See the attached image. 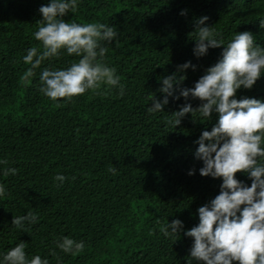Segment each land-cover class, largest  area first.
<instances>
[{
	"label": "trees",
	"instance_id": "trees-1",
	"mask_svg": "<svg viewBox=\"0 0 264 264\" xmlns=\"http://www.w3.org/2000/svg\"><path fill=\"white\" fill-rule=\"evenodd\" d=\"M49 3L0 0V161H7L0 163L6 189L0 196V264L20 242L29 259L39 255L49 264H188L194 241L184 233L199 224L198 208L214 199L223 183L201 176L203 161L195 157L196 141L212 130L219 114L208 120L196 113L194 120L189 113L174 128L166 118L201 101L169 97L164 111L150 114V97L163 100L162 78L174 73L185 77L180 88H193L237 33L250 31L264 47V0H77L66 22L104 23L118 33L112 43L103 42L104 62L116 69L124 95L118 86L102 85L101 94L88 90L58 101L40 92V73L78 60L66 49L35 69L30 83L20 79L31 67L23 61L27 50H42L34 33L43 19L39 9ZM204 16L205 26L213 27L225 46L198 58L190 33ZM189 61L195 70H178ZM245 96L264 102V73L235 98ZM6 168L18 171L5 176ZM57 175L66 180L61 184ZM236 178L251 186L247 173ZM29 211L37 222L16 228L14 215ZM176 219L183 230L165 237L160 226ZM64 236L83 241L84 250L63 252L57 241Z\"/></svg>",
	"mask_w": 264,
	"mask_h": 264
},
{
	"label": "clouds",
	"instance_id": "clouds-1",
	"mask_svg": "<svg viewBox=\"0 0 264 264\" xmlns=\"http://www.w3.org/2000/svg\"><path fill=\"white\" fill-rule=\"evenodd\" d=\"M76 8L77 0H50L48 5L40 7L43 19L38 21L34 38L42 43V50L36 46L27 50L23 61L31 67L21 76V82L30 83V78L36 75L35 69L45 60L59 57L61 50L66 49L69 56L75 55L78 60L66 69L45 67L40 73L39 90L43 95L53 101L70 100L88 90L101 94L98 90L107 85L109 88L118 86L123 96L124 85L116 69L104 62L108 48L103 42L112 43L118 36L117 31L104 23L66 22L64 17ZM208 19L207 16L199 18L196 30L190 33L195 36L193 51L198 58L207 55L210 48L225 46L223 39L216 38L215 29L205 26ZM190 67L195 70L196 66L189 61L178 66V70L182 72ZM262 73L264 47L254 43L250 31H244L235 34L226 44L221 59L206 70L193 88H180L185 77L174 73L162 78L159 91L164 94L163 100L150 97V114L164 111L169 97L179 100L182 96L186 101L191 97L201 101L197 108L186 103L166 118V124L174 128L189 113L194 120L196 113L208 120L213 113L219 114L212 130L203 131L196 141L199 147L195 157L203 161L199 170L201 176L222 178L223 183L220 193L198 208L199 224L184 233L194 241L188 264L193 261L198 264H264V102L246 96L235 98L241 87L252 89ZM0 163L7 164V161ZM17 171L6 168L3 174L15 175ZM109 171L115 174L116 169L110 167ZM238 172L249 175L250 187L236 178ZM188 174L194 175L195 169ZM54 179L62 184L66 177L57 175ZM5 193L4 185L0 184V196ZM37 219V215L29 211L24 216L14 215L12 224L24 229L25 222L35 224ZM183 227L182 221L176 219L161 225L160 231L165 237H174ZM57 247L76 255L84 250L85 244L64 236L57 241ZM25 249L26 244L20 242L3 255L2 264H49L39 255L29 259Z\"/></svg>",
	"mask_w": 264,
	"mask_h": 264
}]
</instances>
